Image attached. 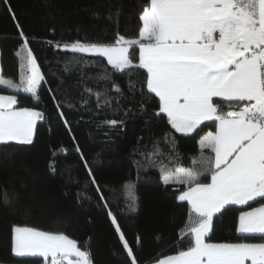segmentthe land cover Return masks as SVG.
Returning <instances> with one entry per match:
<instances>
[{
	"label": "trees",
	"instance_id": "1",
	"mask_svg": "<svg viewBox=\"0 0 264 264\" xmlns=\"http://www.w3.org/2000/svg\"><path fill=\"white\" fill-rule=\"evenodd\" d=\"M148 2L8 0L9 12L0 0L2 79L19 82L16 52L25 37L44 76L37 90L39 99L0 85V94L16 96V108L42 114L31 145H0V264H16L10 250L13 226L67 235L81 250L90 251L93 264H133L113 216L133 249L136 264H152L192 245L191 235L183 232L191 209L178 200L187 186L165 185L157 167L138 168L137 161L143 164L145 154L153 152L158 142L162 153L154 157L158 163L169 168L179 163L200 171L204 157L199 139L214 131V126L205 122L188 136L176 133L166 118L154 115L159 98L147 94L144 70L118 73L104 58L63 49L77 41L110 44L117 32L126 39H138L139 15ZM138 57V46L129 48L133 64H138ZM100 74L108 78L100 79ZM129 81L135 84L132 90ZM113 84L119 85L123 95L113 90ZM86 89L101 93L99 105ZM147 95L152 99L147 100ZM105 97L112 99L110 105L103 103ZM112 120L123 123L113 127L107 123ZM173 142L181 159L170 163ZM201 181L209 183L210 176H201ZM129 182L134 185L135 210L129 207L132 201L123 187ZM230 208L236 210H225L214 218L210 242H264L258 236H241L239 206ZM24 259L44 264L43 258Z\"/></svg>",
	"mask_w": 264,
	"mask_h": 264
},
{
	"label": "snow or ice",
	"instance_id": "2",
	"mask_svg": "<svg viewBox=\"0 0 264 264\" xmlns=\"http://www.w3.org/2000/svg\"><path fill=\"white\" fill-rule=\"evenodd\" d=\"M3 4L12 11L8 0ZM139 21L138 39H126L117 32L110 44L77 41L63 49L104 58L118 73L144 70L147 94L159 98L154 115L166 118L176 133L188 136L205 122L215 128L199 139L204 157L200 171L179 163L173 168L158 163L154 159L162 155L158 142L153 152L145 154L143 164L137 161L138 168L157 167L165 185H186L178 200L187 202L195 216L183 230L191 235L192 245L159 259L158 264H264V242H210L214 218L225 210H236L230 206H239L238 233L264 241V0H150L142 7ZM20 36L24 37L22 30ZM134 45L139 48L138 64L129 58V48ZM16 56L24 61L20 67L27 75L21 76L20 84L0 78V85L39 99L37 90L44 76L26 37ZM106 78L100 74V79ZM134 88L129 81V89ZM113 90L123 95L119 85L113 84ZM86 91L96 96L99 105L101 93ZM146 98L152 99L150 95ZM103 103L110 105L112 99L105 97ZM16 104V96L0 95V145L33 143L42 114L27 108L17 110ZM107 123L115 127L123 122ZM168 158L170 163L181 159L174 142ZM205 175L210 176V183L201 181ZM123 187L132 201L129 207L135 210L134 185L129 182ZM112 223L136 264L114 216ZM10 250L16 264H39L24 259L38 257L44 264H93L90 251L81 250L74 239L31 227L13 226Z\"/></svg>",
	"mask_w": 264,
	"mask_h": 264
},
{
	"label": "rangeland",
	"instance_id": "3",
	"mask_svg": "<svg viewBox=\"0 0 264 264\" xmlns=\"http://www.w3.org/2000/svg\"><path fill=\"white\" fill-rule=\"evenodd\" d=\"M20 49H21V47L19 48V50L18 51H20ZM21 55H24V53H21ZM18 59H19V68H20V78H19V82H13V83H15V84H20L21 83V76L22 75H27L25 72H24V70L23 69H21V67H20V65L22 64V63H24V61H22L21 59H20V57H18ZM41 83H42V81H41ZM40 83V84H41ZM1 86H3V87H7V86H5V85H1ZM194 133V132H193ZM192 134V133H191Z\"/></svg>",
	"mask_w": 264,
	"mask_h": 264
},
{
	"label": "crops",
	"instance_id": "4",
	"mask_svg": "<svg viewBox=\"0 0 264 264\" xmlns=\"http://www.w3.org/2000/svg\"><path fill=\"white\" fill-rule=\"evenodd\" d=\"M0 68H1V64H0ZM0 78H2L1 77V72H0ZM0 95H7V94H0ZM15 108H16V105H15ZM17 110H19L18 108H16ZM29 110H31V111H36V110H32V109H29ZM38 122V121H37ZM36 125H37V123H36ZM35 135V134H34ZM33 138H34V136H33ZM210 182H211V180H210ZM209 182V183H210ZM253 203V202H252ZM189 207H190V205H189ZM246 207V206H245ZM190 209H191V207H190ZM248 210H250V209H248ZM193 220L195 219V216H194V214L192 213V217H191ZM52 234V233H51ZM167 257V256H166ZM166 257H163V258H166ZM163 258H160V259H163ZM51 258L49 257V260H50ZM76 258H73V260H75ZM152 264H158V260L156 261V262H154V263H152ZM249 264H250V262H249Z\"/></svg>",
	"mask_w": 264,
	"mask_h": 264
}]
</instances>
